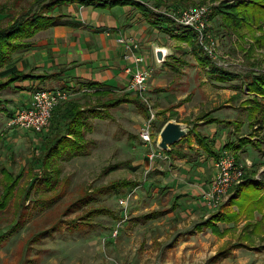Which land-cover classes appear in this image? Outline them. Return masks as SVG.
<instances>
[{
    "label": "rangeland",
    "instance_id": "1",
    "mask_svg": "<svg viewBox=\"0 0 264 264\" xmlns=\"http://www.w3.org/2000/svg\"><path fill=\"white\" fill-rule=\"evenodd\" d=\"M144 1L154 13L199 5L209 8L207 32L210 39L202 40L201 43L191 31L202 49L203 45L208 46L212 41L211 54L203 50L214 65L240 76L237 80L216 82L209 76L207 67L199 64L190 45L157 27L155 36L168 43L173 56L177 52V57H168L171 66L168 65L169 70L161 74L166 82H170L168 91L171 96L167 94L164 97L159 92L158 102H155L151 95L145 94L155 114L153 127L158 128L162 120L176 112L173 119L185 123L191 131L214 132L216 137L227 131V135L230 134L234 139L236 133L233 131L231 134L230 127L227 130L224 128L227 126L205 124L197 116L209 113L210 116L243 121L240 135L251 133L258 148L248 144L245 155L233 151L231 153L238 156V161L243 164L242 180L252 171L249 175L250 183L261 186L264 177V127L255 132L249 127L253 112L245 102L252 95L245 89L244 79L252 72L264 71V28L254 26L248 29L243 26L235 30L224 29L220 17L210 19L214 6L232 0H162L161 7H156L153 0ZM30 2L32 0H22L19 4L14 0H0V5L3 4L4 12L12 17L19 14V10L27 9ZM147 17L152 25L149 16ZM175 26L182 28L176 24ZM149 54L152 55L151 49ZM143 57L146 69L154 73L149 66L148 57ZM154 66L158 67L156 63ZM191 90L190 95L172 104L175 95L188 94ZM113 93L99 97L92 94V104L102 105L106 98L123 94ZM142 102L147 109L145 102ZM172 106L176 109H172ZM95 107L98 118L92 121V130L85 135L87 141L91 140L88 142V152L72 159L60 160L56 167L58 172L41 170L36 174L38 179L34 180L23 204L18 205L22 199L15 192L7 207L0 210V264H264V235L261 240L253 238L264 233V224H259L260 230L257 231L255 219L252 218H263L264 207L261 211L254 212L252 217L243 215L235 221L213 220L204 223L206 219L200 223L197 217L186 221L187 217L180 216V220L175 219L179 222L172 224L166 222L167 217L164 215L152 219L143 217L148 212L147 208L152 205L150 201H146L147 186L151 185L148 181L152 178L156 180L152 168L158 171L171 170L177 167V163L166 157L149 160L148 148L138 137V129L145 118L139 106L123 103L111 108ZM20 108L14 107L10 112L8 109L6 113H0V122H4L6 128H14L11 119ZM157 128L153 129L155 138L159 131ZM194 132L190 135L191 139ZM177 145L182 147L185 144L181 142ZM9 150H12V157L4 165L15 174L23 169L24 174L18 186L25 187L30 183L32 174L27 173L28 163L31 162V145L28 141H21L18 146L12 145ZM244 157H247L249 164ZM47 174L56 180L49 188L45 187L43 180ZM121 179L136 180L143 187L138 186L139 191L137 188H122L119 192L108 190L111 182ZM62 188L63 192L59 193ZM130 192L132 195L137 194V197L129 199L128 219L120 224L118 234L112 239L108 236L122 219L118 198ZM57 193L59 195L56 199L48 201V198ZM231 197L236 198L238 194L228 192L215 213L229 214L236 211V206L230 201ZM102 206L110 208L119 218L116 219L109 213L88 216V212ZM83 219H89L91 224L83 223ZM17 220L18 223L15 224ZM240 220H244V223L237 225ZM247 223L251 225H246ZM167 233L166 239L157 240ZM240 242L253 246L254 252L241 255L239 249L242 248H236L244 246L239 245ZM233 249H238L234 257ZM221 251L225 253L217 256Z\"/></svg>",
    "mask_w": 264,
    "mask_h": 264
},
{
    "label": "crops",
    "instance_id": "2",
    "mask_svg": "<svg viewBox=\"0 0 264 264\" xmlns=\"http://www.w3.org/2000/svg\"><path fill=\"white\" fill-rule=\"evenodd\" d=\"M137 1L145 2L144 0ZM147 1L152 2V0ZM58 13L63 14V22L37 32L29 39L31 40V45L23 50L13 52L7 65L0 70L2 71L0 83L9 79L7 76L12 72L35 76L33 78L15 79L8 85L0 86V113H6L8 109V112H10L14 107L22 108L29 105L32 92L38 87L67 90L70 93V97L66 101L83 103L82 108H90L92 103H94L92 92L90 93V90L94 89L86 88L90 82H95L98 87L111 90L114 94L128 91L127 86L130 74L125 71V67L130 66L134 70L136 66L133 59L124 57L125 47L118 42V39L122 36H132L139 41L140 49L137 54L140 52V54L147 56L149 66L153 68L154 73H150L147 79V96L151 95L153 100L158 102L160 93L164 97L170 94V91H168L170 82L169 80L166 82V79L161 75L167 69L169 70L167 66H171L169 64L170 58L166 59L165 64L163 63L155 68L153 54H149L153 42L166 46L168 43H164V41L155 36L157 34L155 30L158 29L147 21L148 17L142 8L132 4L98 6L71 3L61 6ZM176 54L174 56L172 54V56L177 57ZM143 62L138 64L139 68H147ZM192 91H189L188 94L175 95L176 98L172 104L190 95ZM174 106H172V109L175 110ZM61 113L62 111L59 112L56 109L54 116L56 115L57 117ZM87 117L85 135L91 132V123L98 118V116H93L89 113ZM164 120H162L158 128L156 127L157 130H160ZM1 123L0 180L3 176L2 168H5L14 176L19 173L22 176L24 174L23 169L15 174L4 165L12 157V150H9L12 145L15 147L21 141L22 143L28 141L31 145L30 161L33 163L35 156L38 154V147L45 138L52 137L56 127H60L62 124L61 122L49 120L43 132L34 133L15 127L6 128L3 124L4 122ZM217 126L224 125L218 124ZM156 128L153 127L155 130ZM224 128L228 130V127ZM195 132L192 139L189 135L186 140L181 141L185 145H182V147L178 145L171 146L170 152L165 153L167 154L166 159L168 158L169 161L172 159L174 163H177V167L162 171L152 168V174L156 177V180H153V178L149 180L148 183L151 182V185H148L146 190V201H150L152 205L147 208L148 212L143 217L152 219L164 215L167 217L166 222H171L172 224L176 222L175 219L180 220V216H183L182 218L187 217L186 221L197 217L199 222L203 223L215 213L216 209H210L202 196L203 190L208 187V182L214 175L213 162L215 158L206 154L197 144ZM213 133L202 132L201 134L214 140V149L217 153L226 141L236 140L237 137L236 135L233 139V136L227 135V131L221 132L217 137ZM85 139L87 138L85 137ZM141 143L147 147L142 141ZM245 152V148H243L237 153L245 155ZM245 159L247 160V157H244ZM30 172H32L31 175H38L41 170L37 165L32 171L28 167L27 173L29 174ZM136 182L138 185L134 188L143 187L138 181ZM258 189L260 190V196L264 197V177ZM133 197L136 198L137 194H134ZM127 219L128 216L123 222ZM254 219V222L261 225L264 224V218H257L258 220H256V217H254ZM242 223H244V220H240L237 225ZM167 235L168 233L162 238L158 237L157 240L166 239ZM263 235L264 233H261L253 238L261 240ZM108 237L114 238L111 234ZM236 248H242L241 250L239 249L241 251L239 253L243 256L249 255L255 249L253 246L247 245ZM235 251H238V249L232 250L233 257L234 253H237Z\"/></svg>",
    "mask_w": 264,
    "mask_h": 264
},
{
    "label": "trees",
    "instance_id": "3",
    "mask_svg": "<svg viewBox=\"0 0 264 264\" xmlns=\"http://www.w3.org/2000/svg\"><path fill=\"white\" fill-rule=\"evenodd\" d=\"M22 0H14L18 3ZM32 0L28 4L27 9L19 10V14L10 17L9 13L4 12L5 8L3 4L0 5V70L7 65L11 59L13 52L18 50H23L31 45V39L37 32L41 30L48 29L52 26L60 24L63 14L58 13L61 6L68 5L71 3H78L81 5H125L132 4L137 7L142 8L145 14L149 16V20L152 25L164 30L169 33L174 38L181 42H185L190 45L192 53L196 57L200 65L207 67V71L210 77L214 78L216 81H233L240 78L238 74L229 72L221 67L213 64L210 56L201 48L195 39L194 33L186 28L176 27L173 20L164 14L163 12H152L145 4V2L134 1V0ZM156 7H161L163 5L162 0H153ZM58 9L57 12H54ZM175 9V8H174ZM220 17L221 25L224 29H238L246 26L248 29H252L256 26L258 29L264 28V0H232V2H223L220 5L214 6L212 12L210 13V19ZM8 18V19H7ZM259 39V38H258ZM2 75V71H0ZM9 79L5 82L0 83V86L8 85L11 81L15 79H26L33 78L35 76L26 73H10L8 74ZM246 79V80H245ZM245 89L248 94L252 95L246 99V106L251 108L253 112L252 118H250L249 127L251 130L259 131L264 127V71L252 72L246 75ZM89 88H93V95L99 97L100 95H107L112 93V91L104 90L102 87H98L95 82H90L88 84ZM123 94L115 97L106 98L102 105H93L90 108H82V105L78 101H66L63 104H58L52 111L50 121L61 122L60 127H56V130L52 137L45 138L41 145L38 147V154L34 158V162L28 166L32 171L35 166H39L40 170L44 171H55L58 172V163L62 159H71L75 156L85 154L88 151V142L85 139V126L87 125L88 113L97 116L98 111H96L95 106L103 107H117L120 104L128 103L139 106L141 111L145 116H148V111L143 107L142 99L132 91H123ZM114 94V93H113ZM116 95V94H114ZM261 98L258 100L257 98ZM64 105V106H62ZM62 111L61 115L54 116V111ZM176 112H172L170 116L165 118L163 123L168 119L175 118ZM257 114L259 117H257ZM198 120L203 121L206 124H223L224 126L230 127V133L235 131L237 137L236 140L226 141L221 148H226L227 150L237 153L239 150L245 148L248 144L253 147L258 148V143L253 141L252 134L240 135V130L243 125V121L233 120L229 118H219L210 116L209 113L197 116ZM258 123V125L256 124ZM258 129V130H257ZM193 131V130H192ZM189 130L188 134L180 140L184 141L192 132ZM232 131V132H231ZM255 135V134H254ZM254 137V136H253ZM195 139L197 144L202 148V150L216 158L218 153L214 149V140L201 134L200 132H195ZM179 143V142H178ZM177 144V143H176ZM174 144V145H176ZM172 145V146H174ZM170 152V151H169ZM167 153V152H164ZM235 160L238 161V156H234ZM249 169V168H247ZM250 170V169H249ZM3 176L0 180L1 192H0V210L7 207L12 196L15 192L18 196H21V201L18 205L23 204V200L27 199L30 190L33 187L34 180L38 179L37 175H31L30 183L25 187H19V181L22 178V174L12 175L5 168H2ZM249 174L243 177L240 183H237L230 187L229 192H236L238 194L237 198H230V201L236 206L237 210L229 214L216 212L212 214L204 223H210L213 220L222 221H235L237 218L243 215L252 217L253 213L256 211H261L264 207V197L260 196V190L257 186L250 183ZM45 182V187L49 188L55 183V179H51L50 174H47L43 178ZM66 184V183H65ZM138 184L132 179H121L115 180L108 185V190L119 192L122 188H134ZM58 191L63 192V188ZM59 193L54 194L52 197L48 198V201H52L57 198ZM91 211V210H89ZM88 216L92 217L102 213H109L114 215L116 219L119 218L118 214L108 208V207H98L88 212ZM87 216V217H88ZM264 216V213H262ZM254 218V217H252ZM262 218V217H261ZM264 218V217H263ZM84 221V222H83ZM83 223L91 224L89 219H83ZM18 223V220L15 224ZM255 223V224H254ZM253 224L257 226V231L260 230V225L257 222ZM246 225H251L247 223ZM247 227V226H245ZM216 229H213L215 231ZM225 231V230H224ZM248 245L246 242H240L239 245ZM225 253V251L218 252L217 256Z\"/></svg>",
    "mask_w": 264,
    "mask_h": 264
},
{
    "label": "built area",
    "instance_id": "4",
    "mask_svg": "<svg viewBox=\"0 0 264 264\" xmlns=\"http://www.w3.org/2000/svg\"><path fill=\"white\" fill-rule=\"evenodd\" d=\"M208 10L209 8L206 6L199 5L168 10L164 14L169 16L176 25L192 30L202 43V40L210 39L209 33L207 32ZM118 42L125 47L126 52L124 53V57L126 59H133L136 66L134 70L130 66L125 67V71L130 74L127 86L128 90L136 93L147 106L148 116L141 123L138 129V136L148 147L147 156L149 160L165 158V153L160 151L155 145L156 138L152 124L155 119V114L150 108L149 100L145 95L150 71L146 68L138 67V64L144 61L143 55L140 52L137 54V51L140 49V44L134 38L124 36L120 37ZM211 44L212 41L208 46L203 45V49L209 54L212 51L210 48ZM69 97L68 91L62 88L49 89L38 87L32 92L29 105L20 108L14 114L11 119V124L18 129L41 133L47 126L53 109L61 102L68 100ZM213 167L214 175L208 182V187L203 190L202 196L210 209H217L226 198L230 187L242 181L243 164L235 160L230 150L221 148L218 151L217 157L214 159ZM131 197H133L132 192L118 198L122 219L112 230L111 236L113 237L118 234L120 224L128 216L127 207Z\"/></svg>",
    "mask_w": 264,
    "mask_h": 264
},
{
    "label": "water",
    "instance_id": "5",
    "mask_svg": "<svg viewBox=\"0 0 264 264\" xmlns=\"http://www.w3.org/2000/svg\"><path fill=\"white\" fill-rule=\"evenodd\" d=\"M151 49L157 66L162 65L173 54L169 46L159 45L157 42L152 43ZM188 132L189 129L185 123L173 118L168 119L158 131L155 145L160 151L168 152L171 146L180 142ZM247 163L249 164L248 161Z\"/></svg>",
    "mask_w": 264,
    "mask_h": 264
}]
</instances>
